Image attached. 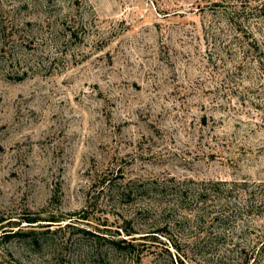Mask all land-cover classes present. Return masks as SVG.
I'll return each mask as SVG.
<instances>
[{
    "label": "rangeland",
    "instance_id": "1",
    "mask_svg": "<svg viewBox=\"0 0 264 264\" xmlns=\"http://www.w3.org/2000/svg\"><path fill=\"white\" fill-rule=\"evenodd\" d=\"M263 13L0 0V264H246L264 236L245 206L264 197ZM215 181L234 189L193 205ZM227 202L240 219H197Z\"/></svg>",
    "mask_w": 264,
    "mask_h": 264
},
{
    "label": "trees",
    "instance_id": "2",
    "mask_svg": "<svg viewBox=\"0 0 264 264\" xmlns=\"http://www.w3.org/2000/svg\"><path fill=\"white\" fill-rule=\"evenodd\" d=\"M263 16L264 15H262V17ZM250 45H252L251 48H253V51L255 52L257 49H259L260 45H262V44L260 43V45H259L257 43L256 39H252ZM224 184H226L225 181H215L210 186L197 191L196 192L197 196H195V198H193V201H194V199L196 200L193 205H197V204H199V202H205L206 200H211L210 196H211V194H216L215 192H220L222 194L224 192H227V193L232 192V190L234 189L233 185L235 183L230 184L231 187H229V188L223 187L222 185H224ZM242 185H243L242 188H245L244 185H246V183L243 181ZM220 186L223 188H220ZM213 196L214 195H212V197ZM252 196H254V192L252 193V191H250L248 198L246 200L248 202V204L247 205L244 204V205L246 207L251 206V208H253L255 206L264 208V197H262L263 199L257 200V202H256L254 200V197H252ZM184 201H185V199H184ZM193 201H191V202H193ZM214 201L215 200H213V202ZM211 206H212V203L209 204V206H208L209 209H207V207L205 205L203 206V204L198 205L197 208L199 209V211L197 212L196 217L200 222H206V221L208 222V220L209 221L211 220L212 223L216 222V221H222L223 222L226 220L236 221V220L240 219L241 215L243 214L238 203H235V202H227V203H224L223 205H215L213 207H211ZM186 208H189V207H186ZM256 212L258 213V211H256ZM262 212H264V209L261 211V213ZM208 214H212L210 219L207 217ZM36 220L37 219H33V221H36ZM127 234H130V233H127ZM203 238L204 237L200 238L197 241L201 245L204 244V243H202L204 241ZM110 241L113 244H117L118 246H121V247H127V248H130L131 250H134V247H135V244H133V242L131 240H127V238H121V239H118V241H114V240H110ZM121 242L124 244L121 245L120 244ZM175 248L177 250L178 245L175 244ZM250 253L252 254V256L250 255ZM242 262L246 263V264H248L249 262H251L250 264H264V236L260 240H258V242H256V245L254 246L252 251L245 253Z\"/></svg>",
    "mask_w": 264,
    "mask_h": 264
}]
</instances>
